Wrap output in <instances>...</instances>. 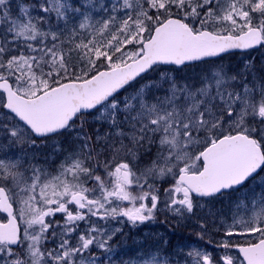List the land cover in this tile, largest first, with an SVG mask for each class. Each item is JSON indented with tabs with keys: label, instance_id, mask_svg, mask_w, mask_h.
Instances as JSON below:
<instances>
[{
	"label": "snow or ice",
	"instance_id": "6c2138e0",
	"mask_svg": "<svg viewBox=\"0 0 264 264\" xmlns=\"http://www.w3.org/2000/svg\"><path fill=\"white\" fill-rule=\"evenodd\" d=\"M0 264H264V0H0Z\"/></svg>",
	"mask_w": 264,
	"mask_h": 264
}]
</instances>
